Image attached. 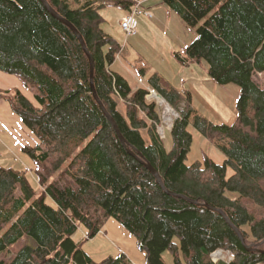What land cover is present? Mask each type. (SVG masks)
Masks as SVG:
<instances>
[{
	"label": "trees",
	"instance_id": "trees-1",
	"mask_svg": "<svg viewBox=\"0 0 264 264\" xmlns=\"http://www.w3.org/2000/svg\"><path fill=\"white\" fill-rule=\"evenodd\" d=\"M47 1L80 33L93 59L95 92L124 141L92 95L90 62L74 32L40 0H0V71L17 76L36 105L16 89L13 96L0 90V98L37 138L22 151L42 187L35 194L25 169L0 165V233L7 226L0 264H133L123 252L94 262L72 238L79 225L93 237L109 217L136 239L145 264H165L164 250L174 264H264V86L256 79L264 72V0H162L196 29L182 53H173L178 63L204 60L213 81L240 88L234 122L215 124L194 111L189 91L151 74L148 86L177 113L168 149L156 131L160 113L146 99L148 89L132 90L109 69L121 45L101 27L99 9L111 3L129 10L134 1L73 7L69 0ZM190 117L202 135L221 142L222 163L203 155L185 164ZM146 164L167 190L185 197L165 192ZM203 204L222 209L250 249ZM17 244L6 261L4 253ZM216 248L229 250L232 260L212 262Z\"/></svg>",
	"mask_w": 264,
	"mask_h": 264
},
{
	"label": "rangeland",
	"instance_id": "rangeland-1",
	"mask_svg": "<svg viewBox=\"0 0 264 264\" xmlns=\"http://www.w3.org/2000/svg\"><path fill=\"white\" fill-rule=\"evenodd\" d=\"M84 1L91 0H81L78 5L82 4ZM69 2L72 7L76 6L73 4L72 0H69ZM157 3H146V6L149 8H147V10L151 14L150 17L143 13L135 16L136 34L132 36H125L119 26L122 12H124L123 8L111 3L103 5L100 8V12L105 18L101 27L106 33L114 37L119 44H123L124 46L126 43L125 50L122 55L120 54L121 57L119 59L117 58L118 60L115 62L114 69H120L125 73L132 89L134 90L139 87H145L147 85V76L156 73L155 71L158 72V76L163 80L178 88L182 86V83L183 86L188 88V80L192 79L191 77H195L194 79L201 81V83L206 86L209 94L218 101V103L215 104V102L205 99L206 97L200 93H196L194 90L189 89L193 96V107L196 112L209 121L212 120L211 122L215 124L233 123L236 119L235 105L237 96L240 93L239 86L234 83L220 85L210 79L206 71L207 63L204 60L200 63H191L189 65H181L178 63L173 53L181 52L185 46L195 38L196 29L187 26L181 18L173 11H170L165 4L160 2L159 4ZM139 8L140 10H144L142 7ZM166 10L169 14H166ZM136 53L140 54V58L143 59V64L147 63V66H149V69L147 67V74L145 76L142 74L140 75L133 67L135 65L134 61L139 58ZM125 66L129 68L128 71L124 69ZM256 79L261 86H264V72L259 73L256 76ZM12 91L11 95L13 96ZM152 91L153 90L150 89L147 96L149 99L154 100L158 106L160 122L161 120L162 122L164 120L168 121L169 118L173 120L175 113L171 110L167 111L166 108L168 107L164 103L158 102V100L156 101L157 97L153 96L154 93H152ZM115 99L117 100L118 110L123 112V103L119 99ZM137 115L144 118L147 123H150V120L146 118L138 108ZM191 119L192 117L189 119L190 122L188 128L192 135V142L185 159V164L201 161L203 155H207L218 164L222 163L224 155L217 146V144H221V142L212 141L202 135L193 127ZM162 142L166 148L170 147L171 139L168 130L165 131V136L162 139ZM17 153L16 156L11 155L13 163L5 165L16 169H25L28 181L35 189V194H38L41 192L42 187L38 183L36 174L31 173V170H33V164L30 158L23 151ZM8 158L9 157L6 156L5 159ZM58 177V173H55L52 178L57 179ZM46 200L48 203L53 204L49 198H46ZM112 222H115L119 228L113 227L111 225ZM103 224L104 228L101 227L102 229L91 238L85 237V230L79 225L72 238L79 243L81 249L87 253L94 262H98L107 256H116L120 252H123L132 263L134 261L138 263V260L145 263V251L139 248L136 239L123 225L111 217L104 219L101 226H103ZM6 228L7 226L3 228L2 232ZM17 247L18 244L14 247L11 246L4 253L3 257L6 261L14 254ZM127 253L130 255L132 254L131 257L133 260ZM162 259L165 264H174L172 254L169 250L163 251Z\"/></svg>",
	"mask_w": 264,
	"mask_h": 264
},
{
	"label": "crops",
	"instance_id": "crops-1",
	"mask_svg": "<svg viewBox=\"0 0 264 264\" xmlns=\"http://www.w3.org/2000/svg\"><path fill=\"white\" fill-rule=\"evenodd\" d=\"M80 1L79 0L73 1V4L74 5H78ZM91 1H93V5L94 6H97L100 3H102L101 0H91ZM133 1H134V5H136V4L139 5V7L144 8V10L146 9L147 12H149L147 10L148 6H146V3L147 2L148 3L151 2V4L157 3V2H158L157 4H159V2L160 3H163L162 0H133ZM127 11H128L127 9H124V12H122L121 18H123L127 14ZM170 11H172V10H170ZM166 14H169L168 11L166 12ZM150 16H151V14H150ZM124 42H125V40H124ZM125 45H126V43H125ZM125 45L124 46H123V44L121 45V49L118 52V54L116 55L115 60L112 62L111 65H109V69L111 71L116 72V73L120 74L121 76H123L128 81V83H129L128 77L125 75V73L123 71H121L120 69H114L115 62L121 57L122 53L125 50ZM136 55H138L137 57L140 58V54H137L136 53ZM139 58H137L134 61L135 62L134 63L135 65L133 67H134L135 70H137V72L140 75L142 74L141 71H140V69H143L144 74H142V75L145 76L147 74V67L149 69V66H147V63L146 64H143V59L142 58L139 59ZM124 69L128 71L129 68L127 66H125ZM155 72L158 74L157 71H155ZM150 75H148L147 78ZM191 78L192 79H189L188 80V85H189L188 88H186L185 86H183V83L182 82H181L182 83V86L179 87V88L178 87H176V88H178V89H184V90L189 91V93L191 95L192 106H193V96H192V93L190 91L191 89L194 90L196 93H200L201 95H203L204 97H206L205 99H207L209 101H213V102H215V104L218 103V101L215 98H213V96H211L209 94V92L206 89V86L203 85L201 83V81L194 79L195 77H191ZM227 84H229V83H227ZM129 85H130V83H129ZM171 85L174 86L173 84H171ZM223 85H225V84H223ZM130 87H131V85H130ZM148 87L149 86L147 84L143 88H148ZM15 89L16 90H19L30 102H32L33 104L36 105V101H35V99L33 97L32 91L30 89L24 87L17 76H15L13 74H8V73H5V72L0 71V90H3V91H5V90L12 91V90H15ZM131 89H132V87H131ZM132 90H134V89H132ZM203 92H204V94H203ZM120 101L122 102V100H120ZM193 109H194V107H193ZM119 111L121 112V110H119ZM194 111L196 112L195 109H194ZM191 121H192V119H191ZM0 138H1L0 139V165H3V166H6L5 164H8V163H13V160L11 158V155L12 156H16V154H18L17 152H22V147L23 146H25V145H31V146H33V145H35L37 143L36 136L24 124V122L22 121V119L16 113H14L12 111L8 99H6L5 97H1L0 98ZM166 149H168V148H166ZM6 156L9 157L8 158L9 160L8 159H5ZM111 225L113 227H115V228L116 227L119 228V226H117V224L115 222H112ZM101 227L104 228V224ZM102 228H100V230ZM243 228L245 230H247L248 229V226L245 225V226H243ZM128 256L132 259V257H131L132 254L131 255L128 254ZM137 262L138 263L135 262L134 264H145V263H143V261L141 262L140 260H138Z\"/></svg>",
	"mask_w": 264,
	"mask_h": 264
},
{
	"label": "water",
	"instance_id": "water-1",
	"mask_svg": "<svg viewBox=\"0 0 264 264\" xmlns=\"http://www.w3.org/2000/svg\"><path fill=\"white\" fill-rule=\"evenodd\" d=\"M42 2V4L45 6V8L53 15L55 16L56 18H58L59 20H61L62 22H64L73 32L74 34L76 35L79 43L81 44L82 46V49L84 50L85 54L87 55L88 59H89V62H90V86H91V91H92V95L94 97V99L96 100V102L98 103V105L100 106L101 110L103 111V113L105 114V116L108 118V120L111 122L116 134L119 136L120 140L123 142V137L120 135V132H119V129L117 128L114 120L111 118V116L108 114V112L106 111V109L104 108L102 102L100 101V99L98 98L96 92H95V89H94V86H93V81H92V75H93V59L91 57V55L89 54L85 44H84V41L80 35V33L76 30V28L69 22L67 21L65 18H63L62 16H60L52 7L51 5L48 3L47 0H40ZM146 167L149 169V171L154 175L155 177V180L156 182L161 186V188L169 193V194H172V195H175V196H179V197H185L183 195H179V194H175V193H172L171 191L167 190L165 188V186L163 185L162 183V180L158 174V172L150 165L146 164ZM189 201L195 203L194 200H191V199H188ZM204 206L208 207L209 209L211 210H214V211H217L225 220L226 222L231 226L233 227V229L235 230V232L238 234L242 244L247 248V249H250V245H247L243 239V236H242V233L240 232V230L236 227H234L231 223V221L229 220V218L227 217V215L225 214V212L222 210V209H219V208H214V207H211L207 204H203Z\"/></svg>",
	"mask_w": 264,
	"mask_h": 264
},
{
	"label": "built area",
	"instance_id": "built-area-1",
	"mask_svg": "<svg viewBox=\"0 0 264 264\" xmlns=\"http://www.w3.org/2000/svg\"><path fill=\"white\" fill-rule=\"evenodd\" d=\"M144 14L148 17H150V13L147 12V11H143V10H140L139 8V5H134L131 7V9L128 11V13L125 15V17H123L121 19V21L119 22L120 24V27L122 29V31L125 33L126 36H131V35H134L136 33V29H135V26H136V19H135V16L136 15H139V14ZM148 98V96H147ZM167 106V105H166ZM168 108H166L167 110H171V108L169 106H167ZM172 111V110H171ZM171 120L169 118V120H164L163 121V125H157L156 126V131L158 133L159 136H163L164 135V125L166 127H170L171 125ZM228 254V252H227ZM225 256L223 255L222 251L221 250H213L211 253H210V258L213 262H216L218 260H221L223 259ZM231 257L230 256H227V260H230Z\"/></svg>",
	"mask_w": 264,
	"mask_h": 264
},
{
	"label": "bare ground",
	"instance_id": "bare-ground-1",
	"mask_svg": "<svg viewBox=\"0 0 264 264\" xmlns=\"http://www.w3.org/2000/svg\"><path fill=\"white\" fill-rule=\"evenodd\" d=\"M75 35V34H74ZM153 96L157 97L158 102L163 103V99L161 97H159L158 95H156L155 93L153 94ZM168 111V110H167Z\"/></svg>",
	"mask_w": 264,
	"mask_h": 264
}]
</instances>
